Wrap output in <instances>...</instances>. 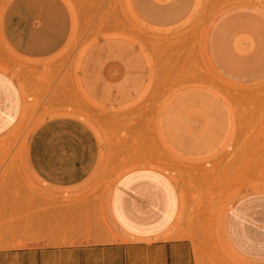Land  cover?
Instances as JSON below:
<instances>
[{"label":"rangeland","instance_id":"rangeland-1","mask_svg":"<svg viewBox=\"0 0 264 264\" xmlns=\"http://www.w3.org/2000/svg\"><path fill=\"white\" fill-rule=\"evenodd\" d=\"M9 1L0 0V30ZM64 2L72 36L51 61L23 59L0 31V70L26 98L21 120L0 137V178L12 165L7 160L26 156L35 129L52 116L37 115L39 107L68 91L70 115L104 146L103 169L92 185L108 188L146 161L180 190L171 235L191 240L198 251H230L225 225L232 205L264 193V0ZM111 37L137 46L148 65L144 92L118 110L97 106L77 83L84 51Z\"/></svg>","mask_w":264,"mask_h":264},{"label":"crops","instance_id":"crops-1","mask_svg":"<svg viewBox=\"0 0 264 264\" xmlns=\"http://www.w3.org/2000/svg\"><path fill=\"white\" fill-rule=\"evenodd\" d=\"M72 30L64 0H10L0 31L15 54L41 65L65 50ZM147 82L145 56L119 38L98 39L79 62V88L106 110L133 103ZM70 98L68 91L48 97L36 114L52 116L35 129L28 154L10 157L1 171L0 264H264V193L232 205L225 225L230 251H198L170 233L181 194L166 173L143 161L108 188L92 185L104 146L70 115ZM25 99L17 80L0 70V137L21 120Z\"/></svg>","mask_w":264,"mask_h":264}]
</instances>
